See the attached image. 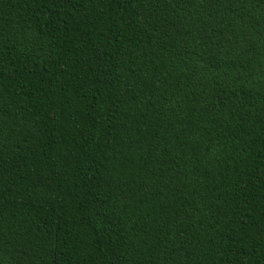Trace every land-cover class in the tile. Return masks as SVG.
<instances>
[{"label":"trees","instance_id":"trees-1","mask_svg":"<svg viewBox=\"0 0 264 264\" xmlns=\"http://www.w3.org/2000/svg\"><path fill=\"white\" fill-rule=\"evenodd\" d=\"M0 264H264V0H0Z\"/></svg>","mask_w":264,"mask_h":264}]
</instances>
